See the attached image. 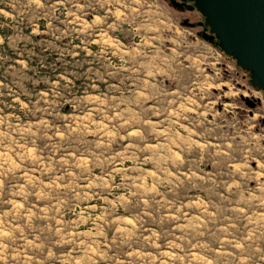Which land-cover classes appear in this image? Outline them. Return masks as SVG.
Instances as JSON below:
<instances>
[{
    "label": "rangeland",
    "instance_id": "1",
    "mask_svg": "<svg viewBox=\"0 0 264 264\" xmlns=\"http://www.w3.org/2000/svg\"><path fill=\"white\" fill-rule=\"evenodd\" d=\"M186 19L0 0V264H264V93Z\"/></svg>",
    "mask_w": 264,
    "mask_h": 264
},
{
    "label": "water",
    "instance_id": "2",
    "mask_svg": "<svg viewBox=\"0 0 264 264\" xmlns=\"http://www.w3.org/2000/svg\"><path fill=\"white\" fill-rule=\"evenodd\" d=\"M192 1L205 16L221 49L233 56L238 66L249 70L251 84L264 92V0Z\"/></svg>",
    "mask_w": 264,
    "mask_h": 264
},
{
    "label": "flooded vegetation",
    "instance_id": "3",
    "mask_svg": "<svg viewBox=\"0 0 264 264\" xmlns=\"http://www.w3.org/2000/svg\"><path fill=\"white\" fill-rule=\"evenodd\" d=\"M172 4L173 7H175L176 9H179L180 11L184 12V11H191V12H198L201 14V16L203 17V20L201 21H197L196 23L194 22H190L188 19H186L184 22L185 24H189L190 27L192 28H196L198 27L199 29L197 30L198 35H200L201 37H203L205 40L209 41L210 43H213L214 45L218 44V38L216 37L215 34L211 33V28L209 26V24L207 23V20L205 18V16L201 13L200 10H198L195 6H194V1L192 0H169ZM261 92V91H259ZM253 97V95H251ZM247 98V97H246Z\"/></svg>",
    "mask_w": 264,
    "mask_h": 264
},
{
    "label": "trees",
    "instance_id": "4",
    "mask_svg": "<svg viewBox=\"0 0 264 264\" xmlns=\"http://www.w3.org/2000/svg\"><path fill=\"white\" fill-rule=\"evenodd\" d=\"M215 46L218 47V48H220V50H221L223 53H225V52L221 49V47H220L218 44H216ZM225 54H226V53H225Z\"/></svg>",
    "mask_w": 264,
    "mask_h": 264
},
{
    "label": "bare ground",
    "instance_id": "5",
    "mask_svg": "<svg viewBox=\"0 0 264 264\" xmlns=\"http://www.w3.org/2000/svg\"><path fill=\"white\" fill-rule=\"evenodd\" d=\"M258 90H260V89H258ZM262 91H263V90H262ZM263 93H264V92H263ZM253 96L256 97L254 94H253ZM256 98H257V97H256Z\"/></svg>",
    "mask_w": 264,
    "mask_h": 264
}]
</instances>
